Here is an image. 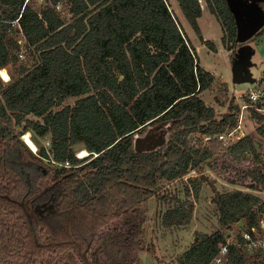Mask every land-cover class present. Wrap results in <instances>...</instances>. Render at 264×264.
Masks as SVG:
<instances>
[{
	"label": "trees",
	"instance_id": "trees-1",
	"mask_svg": "<svg viewBox=\"0 0 264 264\" xmlns=\"http://www.w3.org/2000/svg\"><path fill=\"white\" fill-rule=\"evenodd\" d=\"M177 1L200 40L217 50L203 35L200 0ZM206 2L233 50L240 43L229 0ZM8 65L19 68L7 82L0 75V264H89L103 231L135 217L128 240L143 250L151 197L167 206L164 226L191 221L189 197H199L206 178L189 177L184 198L166 186L221 152L218 136L238 129L241 105L232 99L219 114L201 97L215 75L199 63L169 0H43L40 8L0 0V70ZM257 106L264 107V97ZM250 110L264 137V112ZM148 124L158 125L164 143L138 153L136 134ZM28 131L49 147L34 154L21 138ZM78 145L89 154L77 156ZM226 145L237 160L252 157L248 187L264 190V155L254 137ZM213 202L222 227L262 230L260 195L236 189L216 192ZM197 235L178 264H213L226 243L221 229ZM120 263L142 260L134 251ZM220 264H264V256L231 245Z\"/></svg>",
	"mask_w": 264,
	"mask_h": 264
},
{
	"label": "rangeland",
	"instance_id": "rangeland-1",
	"mask_svg": "<svg viewBox=\"0 0 264 264\" xmlns=\"http://www.w3.org/2000/svg\"><path fill=\"white\" fill-rule=\"evenodd\" d=\"M31 1L37 8H40L43 3V0ZM169 2L192 45L196 48L199 63L215 75L213 85L201 93V97L205 102L213 106L217 113L222 114L228 110L232 99L242 106L249 101L251 92L259 93L263 97L264 35L256 34L247 42L236 45L233 50L228 49L222 42L223 29L220 22L210 11L206 0H200L203 10L199 23L205 39L214 41L217 50H213L200 40L184 16L178 1L169 0ZM262 5L264 7V2ZM242 45H246L248 48ZM239 55L244 58L239 57ZM18 68L19 65H8L6 68L1 69V71L5 70L7 73L5 77L0 71L2 79L6 82L9 81ZM247 78L248 80H246ZM217 97L220 99L219 101ZM75 100V98H69L66 103L74 104ZM240 126V129L234 133L232 142L245 135H251L254 137L258 151L264 155V137L257 133V121L252 118L250 109L245 110ZM164 127L167 129L169 125ZM153 128L158 131L157 124H148L136 136H144ZM28 132L37 146L36 150L32 149L26 142L25 135ZM28 132H25L21 138L34 154L38 155L42 147H49V140L40 138L33 131ZM168 136L169 134L166 135V138ZM223 146L221 152L208 163L203 164L195 171H191L184 178L166 186V190L184 198V186L188 183L189 177L202 174L206 176L207 179L202 184L199 197L197 199L192 196L189 197L194 201L195 207L193 217L188 224L175 227L164 226L161 216L167 206L156 197H151L143 213L145 223L141 236L144 249L141 250L140 247L135 246L128 240L127 228L132 222H137L138 218L135 217L128 221L121 219L103 231L90 257L89 264H121L120 261H128L134 251L138 252L142 264H178L177 257L191 246L198 237L197 233L211 234L221 229L229 237H236L239 233L237 225L232 228H224L219 224L218 208L213 202L214 195L216 192L240 189L253 192L264 198V190H255L248 187L253 183L249 174V170L255 167L252 157L247 160H237L225 149L227 146L225 143H223ZM82 150H86L82 145L75 147L77 156L84 157L80 155ZM53 264L62 263L56 261Z\"/></svg>",
	"mask_w": 264,
	"mask_h": 264
},
{
	"label": "water",
	"instance_id": "water-1",
	"mask_svg": "<svg viewBox=\"0 0 264 264\" xmlns=\"http://www.w3.org/2000/svg\"><path fill=\"white\" fill-rule=\"evenodd\" d=\"M263 2L264 0H229L238 23L239 43L247 42L253 38L264 25V8L261 5ZM254 8L256 16L250 15ZM163 143L164 140H159L155 128L150 129L144 136H136L134 140L135 151L138 153L154 151ZM201 176L206 178L204 174ZM240 225L243 226L244 223L241 221Z\"/></svg>",
	"mask_w": 264,
	"mask_h": 264
},
{
	"label": "built area",
	"instance_id": "built-area-1",
	"mask_svg": "<svg viewBox=\"0 0 264 264\" xmlns=\"http://www.w3.org/2000/svg\"><path fill=\"white\" fill-rule=\"evenodd\" d=\"M63 6H64L63 2L60 1V2H58L56 7L58 9H61ZM17 22H18V20L13 22V25H16ZM20 56L23 57V54H20ZM263 97H261V95L259 93H256V92H251L249 94L250 101L246 102L244 105L241 106L240 125H241V122L243 120L245 110H249L251 108H254V109H257L261 112H264V107L260 108L257 106V102L260 99H263ZM240 125H239L238 129H236L235 131L219 135L218 138L226 144H231L233 141L232 140L233 135L237 130L240 129V127H241ZM49 144H50V142H49ZM87 154H89V152ZM59 164L65 165V166L70 165L69 161H66L65 163H59ZM231 245H236V246H239L240 248H245L250 252H255V251L261 252L262 255L264 256V221L262 223V230H259L256 227H252L251 230L239 231V236L236 235V237L235 236L229 237L227 235L226 243L224 245H222L219 254L217 255V257L213 261V264H220L223 261L225 256L228 254L229 247Z\"/></svg>",
	"mask_w": 264,
	"mask_h": 264
},
{
	"label": "bare ground",
	"instance_id": "bare-ground-1",
	"mask_svg": "<svg viewBox=\"0 0 264 264\" xmlns=\"http://www.w3.org/2000/svg\"><path fill=\"white\" fill-rule=\"evenodd\" d=\"M1 72H2V74H3L5 77L7 76V73L5 72V70H2ZM5 79H6V78H5ZM31 137H32V136H31L29 133H27V134L25 135L26 142H27V144H28L32 149L36 150V149H37V146H36L35 142L31 139ZM87 153H88V151H86V150H82L81 153H80V155H81V156H85Z\"/></svg>",
	"mask_w": 264,
	"mask_h": 264
},
{
	"label": "flooded vegetation",
	"instance_id": "flooded-vegetation-1",
	"mask_svg": "<svg viewBox=\"0 0 264 264\" xmlns=\"http://www.w3.org/2000/svg\"><path fill=\"white\" fill-rule=\"evenodd\" d=\"M261 5H262V4H261ZM262 7H263V5H262ZM263 8H264V7H263ZM254 10H255V8L250 12V15L252 14V16H256L255 13H254ZM263 26H264V25H263ZM263 26H262V27H263ZM259 31H260V30H259ZM257 34H258V33H257Z\"/></svg>",
	"mask_w": 264,
	"mask_h": 264
}]
</instances>
